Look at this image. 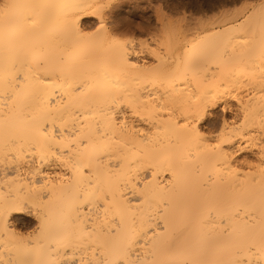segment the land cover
I'll return each mask as SVG.
<instances>
[{
	"label": "bare ground",
	"instance_id": "bare-ground-1",
	"mask_svg": "<svg viewBox=\"0 0 264 264\" xmlns=\"http://www.w3.org/2000/svg\"><path fill=\"white\" fill-rule=\"evenodd\" d=\"M1 4L0 264H264L263 3L165 52L102 0Z\"/></svg>",
	"mask_w": 264,
	"mask_h": 264
},
{
	"label": "rangeland",
	"instance_id": "rangeland-1",
	"mask_svg": "<svg viewBox=\"0 0 264 264\" xmlns=\"http://www.w3.org/2000/svg\"><path fill=\"white\" fill-rule=\"evenodd\" d=\"M262 3L264 4V0H102V4L105 6L110 16V17L108 16V18L106 19L107 24L108 26L110 27L112 26L113 28L117 26L114 29L118 36H120L122 39L126 41H133L135 43L134 45H136L137 47L138 46L140 47L139 43L143 42L145 44H148V46L152 48L153 46L154 48L158 47L161 52L166 51L165 50L166 42H168L169 36L171 37L175 34V36L177 37L178 35V37L182 39L183 41L182 43H185L187 42V40L194 39L203 32L205 33V31L208 30L215 22L219 24L223 22L222 20H225L224 22L226 23H232V22L236 23L238 22V20L241 21L242 19L247 18L249 14H251L254 7L256 5L259 6ZM0 5L2 7L1 0H0ZM110 7L112 13L109 11ZM158 9H160V13L162 11L161 14L158 13L159 12ZM164 13L166 14V16H164ZM184 16H186L187 18L186 17L184 18ZM165 17L167 20L168 18H170V21H173L172 23L169 22L170 25L168 26L163 25L166 23L169 24L168 21L165 19ZM232 17H234V19H231ZM183 18L187 19L188 21L183 20ZM85 20L88 25L87 29L90 31H94L98 25L97 19L93 17H89L86 18ZM160 20H162L161 23L159 22ZM124 21H126L127 24L129 23L128 25L125 23L124 27L127 25L129 28L130 27L132 28L129 29L127 26L123 28ZM142 21H144V23H142ZM184 21H186L187 23ZM204 21L206 23L205 25H204ZM115 22L116 23L122 22V23L115 25ZM188 22L189 25L192 26L187 29V27H189L187 26ZM139 24L140 25L142 24L143 28H144L143 25L145 24V28L147 27V29L140 28L141 26ZM146 25H148L149 27ZM201 25H204L205 27L202 28ZM193 26L194 28L192 29ZM183 29L184 31H188V34L186 33L188 35V36L186 35V38L188 37L187 40H185L186 38L184 36L185 33L183 32ZM190 29H192V31L196 30V33L192 32ZM190 31L192 32V35ZM234 37L235 36H231L230 38H234ZM20 47L21 46L15 48L11 52L7 49L2 48L3 50L0 51V64H4V63L8 64L10 62V59L8 58V55L10 53L17 55V57H15L16 59L13 58L14 61H21L20 57H22L24 51L22 50L23 51L22 54L20 52L21 55L20 56L18 51ZM146 59L147 61L145 60V62H141L143 61V59L141 61L140 60L137 61L138 63L140 62V64L148 63L150 66L156 63L155 62L156 58L154 57L147 56ZM0 69H5V66H1ZM244 77H242L243 81L240 85L251 86L250 83H247L248 80H250L247 79L248 75L247 76L245 75ZM217 110H218L217 118L209 117V120L207 122L208 129H206L208 131L213 130L216 132L221 124L220 119L222 118V112L220 111V108H217ZM234 111L233 112L228 111L227 116L232 117L234 115ZM245 154L246 152H242L240 153L239 156L242 157ZM34 224L35 223L33 222L29 224L28 227L27 226L26 228L23 227L22 231L24 233L25 231L26 233H29L31 231L30 233L34 235L36 233V229H34L35 228ZM74 264H78V263L75 262Z\"/></svg>",
	"mask_w": 264,
	"mask_h": 264
}]
</instances>
